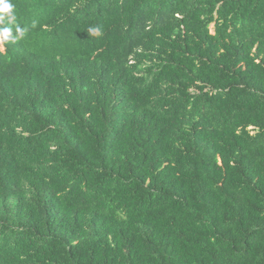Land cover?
Wrapping results in <instances>:
<instances>
[{
    "label": "trees",
    "instance_id": "trees-1",
    "mask_svg": "<svg viewBox=\"0 0 264 264\" xmlns=\"http://www.w3.org/2000/svg\"><path fill=\"white\" fill-rule=\"evenodd\" d=\"M9 2L0 264H264V0Z\"/></svg>",
    "mask_w": 264,
    "mask_h": 264
},
{
    "label": "clouds",
    "instance_id": "clouds-1",
    "mask_svg": "<svg viewBox=\"0 0 264 264\" xmlns=\"http://www.w3.org/2000/svg\"><path fill=\"white\" fill-rule=\"evenodd\" d=\"M5 19L9 27L0 28V36H2L5 41L8 37H11L13 42L22 39L25 35L26 29L21 28L16 22V16L13 14V5L9 0H0V23L4 22ZM13 28L16 33L15 36L12 35ZM88 32L93 36L101 35L99 28H89Z\"/></svg>",
    "mask_w": 264,
    "mask_h": 264
},
{
    "label": "rangeland",
    "instance_id": "rangeland-1",
    "mask_svg": "<svg viewBox=\"0 0 264 264\" xmlns=\"http://www.w3.org/2000/svg\"><path fill=\"white\" fill-rule=\"evenodd\" d=\"M0 48L3 50V46H2V44H1V40H0Z\"/></svg>",
    "mask_w": 264,
    "mask_h": 264
}]
</instances>
